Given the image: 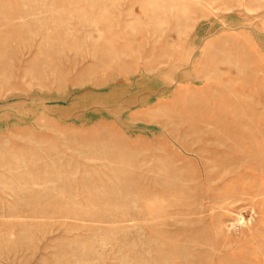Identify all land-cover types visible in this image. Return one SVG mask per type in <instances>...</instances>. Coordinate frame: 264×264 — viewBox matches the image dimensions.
I'll return each instance as SVG.
<instances>
[{"label": "rangeland", "instance_id": "1", "mask_svg": "<svg viewBox=\"0 0 264 264\" xmlns=\"http://www.w3.org/2000/svg\"><path fill=\"white\" fill-rule=\"evenodd\" d=\"M0 264H264V0H0Z\"/></svg>", "mask_w": 264, "mask_h": 264}]
</instances>
